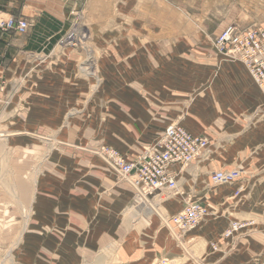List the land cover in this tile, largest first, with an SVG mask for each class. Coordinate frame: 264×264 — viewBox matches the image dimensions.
<instances>
[{
    "label": "crops",
    "instance_id": "1",
    "mask_svg": "<svg viewBox=\"0 0 264 264\" xmlns=\"http://www.w3.org/2000/svg\"><path fill=\"white\" fill-rule=\"evenodd\" d=\"M200 5L0 0V20L33 23L24 34L0 32L2 103L16 106L11 114L18 122L6 147L33 152L28 166L18 159L16 198L30 210L17 264L264 259V93L241 61L216 50L213 39L225 27L192 11ZM77 23L94 25L90 38L76 47L62 44ZM89 56L95 77L83 69ZM172 123L210 145L192 163L171 167L179 192L163 189L155 205L138 204L134 187L97 151L114 148L135 161L159 146ZM238 167L236 182L212 181L213 171ZM188 201L206 205L210 215L179 238L169 217ZM20 208L17 215L25 216ZM234 221L247 225L226 237Z\"/></svg>",
    "mask_w": 264,
    "mask_h": 264
},
{
    "label": "built area",
    "instance_id": "2",
    "mask_svg": "<svg viewBox=\"0 0 264 264\" xmlns=\"http://www.w3.org/2000/svg\"><path fill=\"white\" fill-rule=\"evenodd\" d=\"M32 27L33 23L23 17L11 16L0 21L1 33L15 31L24 34ZM61 43L79 46L72 31ZM213 43L222 54L232 60L241 61L264 93V25L241 28L237 24H229L214 37ZM4 89L5 85L1 82L0 104L3 101ZM209 145L210 140L206 136L193 135L183 126L173 124L167 128L159 146L145 149L135 161H127L120 152L109 148H105L102 155L122 180L129 181L137 188V194L150 196L163 189L177 193L178 180L171 167L192 163ZM242 173L243 169L240 167L213 171L212 181L215 184H232L241 178ZM209 213L208 207L201 202L188 201L185 207L171 218L172 229L179 236L195 230L206 220ZM246 225L245 222H233L224 235L229 237ZM160 264H167V260L162 259ZM250 264H264V259L254 260Z\"/></svg>",
    "mask_w": 264,
    "mask_h": 264
},
{
    "label": "rangeland",
    "instance_id": "3",
    "mask_svg": "<svg viewBox=\"0 0 264 264\" xmlns=\"http://www.w3.org/2000/svg\"><path fill=\"white\" fill-rule=\"evenodd\" d=\"M192 11L195 13H200L201 16H207L209 18L208 21L210 22V24L216 26L218 29H222L223 27H226L227 25L232 23L237 24L241 28H248L254 25H264V0H201V5L198 8H194ZM93 26L94 25H91L89 23H77L69 32H86L89 37L87 39L81 40L79 43L81 44L83 41H87L90 38V33L93 32ZM87 45L91 46V42L87 43ZM216 50L221 53L218 49ZM226 57L230 59L228 56ZM83 69L84 71L88 72L90 76L95 77L97 71L95 68V61L93 57L89 56L86 59L85 64L83 65ZM15 109L16 106L11 107V103L7 105L3 102L0 106V264H17V246L19 244L18 242L20 240L23 225L24 223L28 222V213L30 210L28 201L19 200L16 198V176L18 170V159L23 161V163H25L24 165L28 166L33 159V152L31 148H27V150L23 152V150L19 151L16 149L13 150L11 148L10 150H7L8 148L6 147V144H8L6 139L9 132L10 130H14L16 124L18 123L13 118L15 117V115L12 116L11 114ZM17 111L18 109L16 110V112ZM10 143L12 145L15 144L12 142ZM105 148L114 149L110 147H102L97 151V153L114 170V172L117 173V171L108 162L106 157L102 155ZM117 175L119 176L118 173ZM132 187L134 186L132 185ZM134 189L136 190V201L138 202V204L146 203L145 205L147 206V204L151 202L155 205V202L153 201H155L154 197L157 192L150 196H146L144 193H141L145 196V198L142 199L140 197L141 194H137V189L135 187ZM177 190L179 192V188ZM148 199H150L151 201ZM18 204L21 207L19 208L21 210H24L25 216L17 215V211L19 209ZM173 216L174 215L169 218H172ZM192 231L182 234L181 236H179L177 233L175 235L179 236V238H183Z\"/></svg>",
    "mask_w": 264,
    "mask_h": 264
},
{
    "label": "bare ground",
    "instance_id": "4",
    "mask_svg": "<svg viewBox=\"0 0 264 264\" xmlns=\"http://www.w3.org/2000/svg\"><path fill=\"white\" fill-rule=\"evenodd\" d=\"M11 17V16H10ZM9 17H7V18H5V19H8ZM1 20H3V19H1ZM0 20V21H1ZM72 32H74L75 33V37L77 38V41L80 43V41L81 40H84V39H87L88 37H89V35H87V33L86 32H75V31H72ZM70 33V32H69ZM69 33H67V34H69ZM66 34V35H67ZM187 130V129H186ZM191 133V132H190ZM192 134V133H191ZM193 135H195V134H193ZM128 161V160H127ZM129 182V181H128ZM130 183V182H129ZM131 185H133L132 183H131ZM134 186V185H133ZM135 187V186H134ZM136 188V187H135ZM137 189V188H136ZM142 199H144L145 198V196H144V194H141V196H140ZM209 215H210V213H209ZM207 219V218H206ZM202 225V224H201Z\"/></svg>",
    "mask_w": 264,
    "mask_h": 264
}]
</instances>
